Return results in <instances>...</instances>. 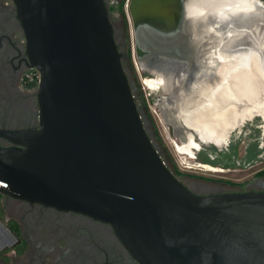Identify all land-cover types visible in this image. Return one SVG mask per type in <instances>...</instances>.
Returning <instances> with one entry per match:
<instances>
[{
    "label": "water",
    "instance_id": "1",
    "mask_svg": "<svg viewBox=\"0 0 264 264\" xmlns=\"http://www.w3.org/2000/svg\"><path fill=\"white\" fill-rule=\"evenodd\" d=\"M12 1L38 73L37 113L35 125L0 128V194L109 224L139 264H264V191L198 194L174 174L136 102L105 0ZM185 2L129 0L136 45V25L163 36Z\"/></svg>",
    "mask_w": 264,
    "mask_h": 264
},
{
    "label": "flooded vegetation",
    "instance_id": "2",
    "mask_svg": "<svg viewBox=\"0 0 264 264\" xmlns=\"http://www.w3.org/2000/svg\"><path fill=\"white\" fill-rule=\"evenodd\" d=\"M105 2L115 43L124 54L123 66L136 86L138 79L130 61L129 37L116 8L119 0ZM212 2L186 0L181 7L183 16L178 17L173 30L163 36L151 34L154 31L151 25L144 23L149 30L146 34L136 25L139 33L137 45L133 36V48L135 53L138 50L143 78L156 82L155 96L150 100L178 137L180 142L174 143L178 153L217 167L207 161L232 156L235 150L237 166L227 167L225 171L251 169L264 162V157L258 154L264 143H257L251 133L252 129L260 128L264 137V113L260 114L264 109V18L258 7L248 1L233 0L231 6L218 13ZM194 6L195 11L191 8ZM260 20L263 22L259 23ZM205 56L214 59H208V64L200 68L189 65L192 60ZM258 56L262 58L260 64ZM247 57H252L250 64ZM142 59L146 64H142ZM228 70L237 71L238 78L227 79ZM35 72L28 65L15 5L12 0H0V128L36 124V86H28L34 81ZM135 99L154 142L171 168L175 164L160 141L147 103L137 88ZM233 133L250 136L247 141L243 137L240 139L244 143L241 153L239 143L231 140ZM214 136H219L221 143L217 144L212 139ZM5 143L0 138V144ZM186 176L189 179H182L183 183L198 194L264 191V165L251 171L250 178L239 183ZM6 204L9 213L6 222L11 221L17 233L9 228L14 240L12 246L4 250L6 252H0L1 264H139L105 222L10 197L6 198Z\"/></svg>",
    "mask_w": 264,
    "mask_h": 264
},
{
    "label": "rangeland",
    "instance_id": "3",
    "mask_svg": "<svg viewBox=\"0 0 264 264\" xmlns=\"http://www.w3.org/2000/svg\"><path fill=\"white\" fill-rule=\"evenodd\" d=\"M261 1L264 3V0H261ZM117 6H118V4H117ZM117 6H116V8H117ZM115 11H117V10L115 9L114 12ZM123 13H124V16L122 17L123 18L122 22L125 23L126 30H127V37H129V43H130V47H129L130 48V61H131V64L133 65L132 67L134 68L133 71H135L137 79H138L137 84L139 86V90H140V92L144 98V101L147 103L148 112L152 117V121L154 123L155 129L157 130V134L159 136L160 141L163 143L164 147L166 148L170 158L173 160L177 169L179 171L185 173V174L179 176V178L181 180L182 179L183 180L189 179L188 176H186V174H188V175H190L189 177L222 179V180L231 181L233 183H236V182L239 183L241 181H244L245 179H249L251 176V171L259 168L262 165H264V162L259 163L257 166H255L251 169L250 168H241V169H237L236 171H225L221 167H217V169L215 167H213L212 168V170H214V172H213V171H211L210 168H209L210 170H206L203 167L198 166L197 163L200 160H196V159L192 160V159L187 158L185 155L178 153V151L176 150L175 145H174L175 142H177V143L180 142L178 137L173 132V129L170 126V124L167 123L166 121H164V119L162 118V116L160 115V113L158 111L157 106L155 104H153V102L150 100V97L155 96V92L153 90L146 88L145 86L143 87L140 83V80L143 78V74H141L142 71H141V68L139 66L135 50L133 48V44H134L133 36H134V34H133V30L131 29V25H130L131 19H130L128 10H127V0H125V2L123 4ZM251 59H252V57L246 59L248 64H250ZM261 60H262V58H260V56H258L257 61L259 62V64L261 63ZM247 76L249 77V74ZM259 98L262 100V95ZM262 113H264L263 108H262L260 114H262ZM256 120H257V123L260 124V122H261L260 119L258 118ZM252 131L253 132H251V133L254 134V140L257 143H258V141H262L264 143V137L261 135L260 128L252 129ZM236 135L237 134L233 133L231 140L239 143L240 153H241L244 143L242 144L240 142V139L244 135L243 136H241V135L236 136ZM249 137L250 136L248 135V136L243 137L242 139L247 141V139ZM258 154L261 155L262 157H264V148L263 149L260 148L258 151ZM201 163H203V162H201ZM186 165H188L189 167H187ZM196 168H198V169H196ZM223 168H226V167H223ZM222 171H224V172H222ZM6 198L7 197H4L0 194V219L6 225L9 226L10 224H12V222L11 221L6 222V219L9 218V213L7 212ZM7 250L8 249H6V251ZM6 251H4V252H6Z\"/></svg>",
    "mask_w": 264,
    "mask_h": 264
},
{
    "label": "bare ground",
    "instance_id": "4",
    "mask_svg": "<svg viewBox=\"0 0 264 264\" xmlns=\"http://www.w3.org/2000/svg\"><path fill=\"white\" fill-rule=\"evenodd\" d=\"M203 1H205V0H203ZM210 1H213L212 5H213L214 8L216 7L214 10L217 13H218V11H220V9H223V10L227 9L228 6H231V4L233 3V0H220L218 3H215L214 0H210ZM243 1H245V2L248 1L250 4H253L255 7H258L259 14L262 16V18H264V5H263V3L261 1H258V0H243ZM239 7H241V6H239ZM210 58H212V60L214 59L212 56H210V57L209 56H205V57H201L200 59L196 58L195 60H192L189 65L195 66V68H200V67L206 66L208 64L207 60L210 59ZM142 60H143L142 64H146L144 59H142ZM227 72H228V74H226V76H225L227 79H228V77H231L234 80L238 78V76H237L238 72L237 71L228 70ZM146 81L148 83V88H150L151 90H154L156 88L155 80H152V79L148 80L147 79ZM212 139L217 144L220 142V140H219L220 137L219 136H214ZM197 165L200 166V167H203L206 170H210L211 169V171L214 172V170H212L213 167L208 165V164H206V163L198 162ZM215 168L217 169V167H215ZM196 169H198V168H196Z\"/></svg>",
    "mask_w": 264,
    "mask_h": 264
},
{
    "label": "trees",
    "instance_id": "5",
    "mask_svg": "<svg viewBox=\"0 0 264 264\" xmlns=\"http://www.w3.org/2000/svg\"><path fill=\"white\" fill-rule=\"evenodd\" d=\"M124 2H125V0H119V3H118V6H117V9L119 10V12H120V14L122 15V17L124 16V13H123V4H124ZM35 74H36V72H35ZM28 86L29 87H34V86H36V79L34 80V81H31L29 84H28ZM136 88H137V91H138V93L140 92V90H139V86H138V84H137V81H136ZM141 93V92H140ZM143 105H144V107H145V102H143ZM148 117H149V115H148ZM150 118V117H149ZM156 131V130H155ZM231 155L232 156H227L226 158H224V159H221L220 157H218V158H215L214 160H209V161H207V163H210L211 165H213V166H217V167H235V166H237L236 165V163L234 162V159H235V155H236V152H235V150H233V152H231ZM203 161V160H202ZM203 162H205V161H203ZM171 169H172V171L174 172V174L176 175V176H181V175H183V174H185V173H183V172H181V171H179L178 169H177V167L175 166V165H173L172 167H171ZM187 175V174H186ZM207 179V178H206ZM13 232H15V233H17V229H16V227H15V225H13V224H10L9 226H8Z\"/></svg>",
    "mask_w": 264,
    "mask_h": 264
},
{
    "label": "built area",
    "instance_id": "6",
    "mask_svg": "<svg viewBox=\"0 0 264 264\" xmlns=\"http://www.w3.org/2000/svg\"><path fill=\"white\" fill-rule=\"evenodd\" d=\"M34 80L36 79V83L38 81V73L36 71V74L34 75ZM146 78H143L141 80L143 86H145L146 88H148V83L146 81ZM149 80V79H148ZM150 89V88H148ZM187 167H189L188 165H186ZM222 169L225 170V168L221 167ZM13 240H14V235L12 233V231L9 229V227L0 219V252L10 248L13 244ZM1 264V262H0Z\"/></svg>",
    "mask_w": 264,
    "mask_h": 264
}]
</instances>
